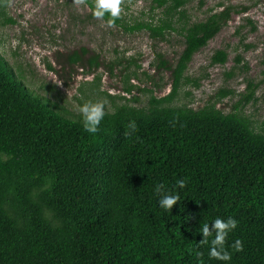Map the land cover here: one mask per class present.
I'll use <instances>...</instances> for the list:
<instances>
[{
  "label": "trees",
  "instance_id": "trees-1",
  "mask_svg": "<svg viewBox=\"0 0 264 264\" xmlns=\"http://www.w3.org/2000/svg\"><path fill=\"white\" fill-rule=\"evenodd\" d=\"M153 2L165 19L134 29L163 37L185 0ZM235 12L184 22L173 93L117 106L95 134L32 94L0 55V264H223L209 258L200 227L230 217L229 264H264V120L255 128L238 112L171 106L192 57ZM226 59L218 51L213 61ZM158 184L180 195L170 211Z\"/></svg>",
  "mask_w": 264,
  "mask_h": 264
},
{
  "label": "rangeland",
  "instance_id": "rangeland-1",
  "mask_svg": "<svg viewBox=\"0 0 264 264\" xmlns=\"http://www.w3.org/2000/svg\"><path fill=\"white\" fill-rule=\"evenodd\" d=\"M2 2L0 55L10 72L75 120L87 101L103 102L105 113H112L117 106L146 108L151 96L171 95L185 49L182 24L232 7L240 13L192 57L171 106L238 112L255 128L264 120V0H185V17L176 14L177 29L163 37L134 29L165 19V8L153 0H121L122 22L115 27L76 0ZM218 51L227 55L223 64L213 61Z\"/></svg>",
  "mask_w": 264,
  "mask_h": 264
},
{
  "label": "clouds",
  "instance_id": "clouds-1",
  "mask_svg": "<svg viewBox=\"0 0 264 264\" xmlns=\"http://www.w3.org/2000/svg\"><path fill=\"white\" fill-rule=\"evenodd\" d=\"M76 3L84 4L86 3V0H76ZM91 11L93 16L97 19L103 20L107 16V19L105 20L106 25L108 27H115V22L120 18L122 12L121 0H93ZM79 112L82 116L84 130L88 133L95 134L98 131L100 122L105 115L104 103L100 101L84 102L79 107ZM129 127L133 131L135 130L134 124ZM186 183V180H179L177 181V187L179 189H184ZM155 191L160 197L158 201L159 207L166 212L172 210L180 200V195L177 192H168L163 184H158ZM237 226L238 222L234 218L230 217L226 220L216 218L211 222V224L204 223L200 227V235L203 237L201 243H210L208 252L209 258L221 261L223 264H229L232 259V254L226 249L225 244L229 233L235 230ZM209 237L213 238L209 241ZM230 247L236 252H240L243 250L242 241L237 239Z\"/></svg>",
  "mask_w": 264,
  "mask_h": 264
}]
</instances>
